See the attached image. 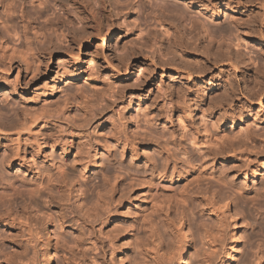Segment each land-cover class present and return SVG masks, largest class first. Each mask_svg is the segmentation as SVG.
Segmentation results:
<instances>
[{
    "label": "clouds",
    "instance_id": "9594fccd",
    "mask_svg": "<svg viewBox=\"0 0 264 264\" xmlns=\"http://www.w3.org/2000/svg\"><path fill=\"white\" fill-rule=\"evenodd\" d=\"M0 264H264V0H0Z\"/></svg>",
    "mask_w": 264,
    "mask_h": 264
}]
</instances>
